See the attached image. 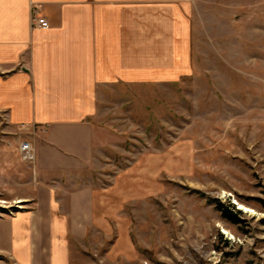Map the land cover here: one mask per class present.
Wrapping results in <instances>:
<instances>
[{"label": "rangeland", "instance_id": "374dc122", "mask_svg": "<svg viewBox=\"0 0 264 264\" xmlns=\"http://www.w3.org/2000/svg\"><path fill=\"white\" fill-rule=\"evenodd\" d=\"M190 20L189 72L98 93L83 264H264V0H193ZM4 128L0 217L23 209L33 173Z\"/></svg>", "mask_w": 264, "mask_h": 264}, {"label": "crops", "instance_id": "0c3cea01", "mask_svg": "<svg viewBox=\"0 0 264 264\" xmlns=\"http://www.w3.org/2000/svg\"><path fill=\"white\" fill-rule=\"evenodd\" d=\"M193 0H0V121L35 151L30 196L0 217V264H83L98 222L83 175L105 146L98 93L191 70ZM44 18L48 28L35 26Z\"/></svg>", "mask_w": 264, "mask_h": 264}, {"label": "built area", "instance_id": "2783aa9c", "mask_svg": "<svg viewBox=\"0 0 264 264\" xmlns=\"http://www.w3.org/2000/svg\"><path fill=\"white\" fill-rule=\"evenodd\" d=\"M34 25L42 28H48L49 22L44 19L35 16L33 19ZM22 158L27 163H33L35 161V151L29 142H23L21 144Z\"/></svg>", "mask_w": 264, "mask_h": 264}, {"label": "bare ground", "instance_id": "6f19581e", "mask_svg": "<svg viewBox=\"0 0 264 264\" xmlns=\"http://www.w3.org/2000/svg\"><path fill=\"white\" fill-rule=\"evenodd\" d=\"M240 208H241L242 210H244L245 212H247V213H255V211H254L253 209H251V208H249V207H247V206H244V205H242V204H240Z\"/></svg>", "mask_w": 264, "mask_h": 264}, {"label": "trees", "instance_id": "16d2710c", "mask_svg": "<svg viewBox=\"0 0 264 264\" xmlns=\"http://www.w3.org/2000/svg\"><path fill=\"white\" fill-rule=\"evenodd\" d=\"M223 212V215L225 218L229 219V220H233V214H229L226 210H223L222 208H220Z\"/></svg>", "mask_w": 264, "mask_h": 264}]
</instances>
